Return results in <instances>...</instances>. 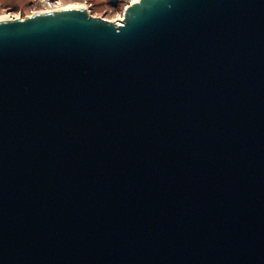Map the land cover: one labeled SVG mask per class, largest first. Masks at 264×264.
<instances>
[{
	"label": "water",
	"instance_id": "obj_1",
	"mask_svg": "<svg viewBox=\"0 0 264 264\" xmlns=\"http://www.w3.org/2000/svg\"><path fill=\"white\" fill-rule=\"evenodd\" d=\"M0 264H264V0L0 18Z\"/></svg>",
	"mask_w": 264,
	"mask_h": 264
},
{
	"label": "rangeland",
	"instance_id": "obj_2",
	"mask_svg": "<svg viewBox=\"0 0 264 264\" xmlns=\"http://www.w3.org/2000/svg\"><path fill=\"white\" fill-rule=\"evenodd\" d=\"M134 0H0V16L27 18L74 3H83L95 17H102L120 24L128 5Z\"/></svg>",
	"mask_w": 264,
	"mask_h": 264
},
{
	"label": "bare ground",
	"instance_id": "obj_3",
	"mask_svg": "<svg viewBox=\"0 0 264 264\" xmlns=\"http://www.w3.org/2000/svg\"><path fill=\"white\" fill-rule=\"evenodd\" d=\"M137 0H134L130 5H133L135 2H136ZM130 5H128L127 6V8H129L130 7ZM76 6H85L83 3H74V4H70V5H67V6H65L64 8H66V7H76ZM60 9V8H59ZM56 10V9H55ZM45 11H43V12H40V13H37V15L38 14H41V13H44ZM4 17H9L8 15H2V16H0V18H4ZM16 19V18H15ZM124 19V18H123Z\"/></svg>",
	"mask_w": 264,
	"mask_h": 264
}]
</instances>
